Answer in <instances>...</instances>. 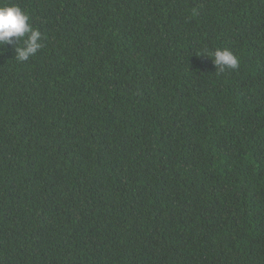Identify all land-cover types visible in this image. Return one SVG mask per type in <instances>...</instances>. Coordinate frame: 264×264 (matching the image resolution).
<instances>
[{
    "label": "trees",
    "instance_id": "trees-1",
    "mask_svg": "<svg viewBox=\"0 0 264 264\" xmlns=\"http://www.w3.org/2000/svg\"><path fill=\"white\" fill-rule=\"evenodd\" d=\"M0 4V264H264V0Z\"/></svg>",
    "mask_w": 264,
    "mask_h": 264
},
{
    "label": "clouds",
    "instance_id": "clouds-1",
    "mask_svg": "<svg viewBox=\"0 0 264 264\" xmlns=\"http://www.w3.org/2000/svg\"><path fill=\"white\" fill-rule=\"evenodd\" d=\"M29 16L19 7L10 4H0V47L21 44L15 47V59L18 62L28 61L42 48V34L28 22ZM207 55L212 57L211 62L221 71L236 69L238 58L227 49H212Z\"/></svg>",
    "mask_w": 264,
    "mask_h": 264
}]
</instances>
